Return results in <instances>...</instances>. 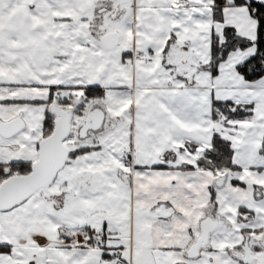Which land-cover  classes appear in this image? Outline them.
Masks as SVG:
<instances>
[{"label":"snow or ice","instance_id":"snow-or-ice-1","mask_svg":"<svg viewBox=\"0 0 264 264\" xmlns=\"http://www.w3.org/2000/svg\"><path fill=\"white\" fill-rule=\"evenodd\" d=\"M0 264H264V0H0Z\"/></svg>","mask_w":264,"mask_h":264}]
</instances>
